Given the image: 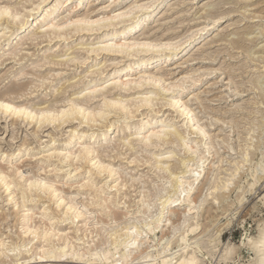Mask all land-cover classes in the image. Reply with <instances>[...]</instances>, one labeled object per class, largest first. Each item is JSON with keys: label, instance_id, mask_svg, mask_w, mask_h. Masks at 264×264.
I'll list each match as a JSON object with an SVG mask.
<instances>
[{"label": "snow or ice", "instance_id": "6c2138e0", "mask_svg": "<svg viewBox=\"0 0 264 264\" xmlns=\"http://www.w3.org/2000/svg\"><path fill=\"white\" fill-rule=\"evenodd\" d=\"M46 6L44 0L30 8L14 0H0V19H11L15 15L17 24L15 31H0V53H3L0 66L11 63L13 74L20 72L17 80L32 81L27 92L10 97L9 102L0 100V120L15 117L17 127L31 121L42 151L43 142L39 141V136L48 126L55 128L58 125L63 131L70 122L79 125L83 121L93 131L104 130L111 124L118 139H113L110 144L107 137L101 143L97 136H93L91 142L80 136L77 143L73 137L64 145V151L46 152L47 159H57L61 163L55 168H47L44 176L33 178L29 172L27 186L22 189L13 176L15 173L24 179L22 165L25 161L20 159L23 152H15L17 137L13 134L11 143L6 137H0V188L15 189L26 213L27 205L51 196L59 201L57 208L63 210L62 206H67L63 210V221L71 223L73 218L86 216L89 227L96 229L93 241L87 247L88 236L78 241V246H73L70 252L66 247H48L50 236L55 235L57 221L51 219L49 206L45 203L40 215L33 216L32 227L25 232V236L43 239L45 247L40 248L39 259L65 256L74 264H264V208L251 225L247 221L253 214L244 216L240 210V205L244 204L241 193L252 191L257 180L264 183V156L253 167L249 151L242 150L227 175L217 180L213 173L212 183L204 187L200 195L215 151L209 143L206 128L201 126L203 121L193 111L196 97L188 94L195 92L197 87L202 88L207 78L216 80L219 77L213 87L223 85L226 80L223 68L215 66L219 62L216 60L211 67L201 66L199 71L177 79L165 77L161 71V66L174 63L206 40L222 22L228 23L227 18L210 16L202 19L204 13L197 15L195 0H190L183 6L176 5L177 10L187 8L189 11H181L176 17L174 10H170L157 25H153L152 21L165 6H169L168 0H108L94 13L88 11L83 15L85 8L94 7L88 0H57L48 14L37 21L38 31L19 40L32 28L30 18ZM21 8L26 11L21 13ZM168 16L172 19L168 20ZM257 19L261 23L258 35L264 41V17ZM165 27L167 32H164ZM41 41H48L49 47L52 41L58 43L55 55L59 57L60 71L48 67L56 62L47 55L41 63L29 59L32 53L26 46L35 44L42 52ZM64 49L67 53L62 55ZM261 49L264 50V44ZM200 51L203 49L198 53ZM261 60L264 62V57ZM28 63L32 64L30 70ZM195 64L196 60L189 57L184 65L177 67L187 70V65ZM87 68L91 70L86 71ZM152 68L157 69L156 74H150ZM110 69L111 75L108 74ZM79 72L85 74L79 75ZM69 76L76 78L69 79ZM231 88L229 80V96L232 95ZM53 91L60 103L51 102ZM259 91L264 100V71L260 73ZM74 92L78 95H73ZM42 95L49 103L40 104ZM29 98L34 102L30 103ZM146 109L153 112L159 109L157 119L149 116L145 120ZM165 110H171L175 115L158 122ZM260 117L258 130L264 143V103ZM206 119L216 123L211 117ZM116 125L120 127L116 128ZM125 127L127 132H121ZM199 137L204 138L203 143L199 142ZM251 137L252 133H249L250 140ZM194 139L197 142L193 145ZM172 140L175 143L171 150L164 148ZM117 145L123 153L119 156L123 163L114 164L111 161L117 153L112 150ZM216 147L223 149L225 145L218 140ZM160 150L166 154L158 155ZM109 152H112L111 157ZM185 153L194 159H185ZM26 159L43 163L44 158L32 155L29 149ZM227 164L228 160L221 159L215 168L224 170ZM144 167L150 170L148 175L144 174ZM85 170L87 178H84ZM177 170L179 173L174 174ZM249 173L250 182L241 183L243 176ZM237 185L240 186L238 202H234L230 197ZM69 188L71 194L64 191ZM197 196L199 203H194ZM261 202L264 203V198ZM213 203L218 211L225 205L228 207L223 217H217L214 226L205 229L201 223V210ZM20 207L17 203V208ZM119 213L123 215L119 216ZM241 216H244L243 222ZM37 220L47 221L52 229H41L35 223ZM237 227L242 232L239 238L230 235ZM253 230L259 234L258 241L249 238ZM105 239L107 244L92 251L96 242ZM30 247L31 241L12 245L0 240V257H8L10 264H14L12 257H17L15 264H34L35 258L32 261L19 259ZM246 250L250 258H238Z\"/></svg>", "mask_w": 264, "mask_h": 264}, {"label": "rangeland", "instance_id": "374dc122", "mask_svg": "<svg viewBox=\"0 0 264 264\" xmlns=\"http://www.w3.org/2000/svg\"><path fill=\"white\" fill-rule=\"evenodd\" d=\"M30 1L38 2L39 0ZM14 2L21 5H30L29 1L27 2L24 0H14ZM107 2L108 0H88V3L93 4L94 7L91 9L85 8L84 13L88 11L94 13L97 7L104 6V4ZM189 2L190 0H171L169 3L173 4H169L170 8L165 6L162 10L163 14L160 13L161 17L157 16V18L152 21V24L157 25L158 21H161V18L165 17L164 15L166 13H169L170 10H174L175 16L179 17L181 11L187 12L189 11V9L181 8L177 10L176 5L183 6L184 4ZM207 3H210L211 6L206 11H204L206 9L204 8V5ZM195 7L197 15L204 13L202 19H207V13L209 16L225 14L224 17L227 18L228 23L222 22L220 27H218L215 31H212L210 36H207L206 40H202L196 45V50L192 49L191 51H189V53L187 52L186 55H182L178 59H176L174 63H168V65L161 67L163 73H166L164 74V76L166 75L167 77H171L172 79H177L180 76L187 75L190 72L199 71L201 66H203L204 68L211 67L213 62L216 60H218L219 62L216 63L215 66L217 68H223L226 75V80L223 85L213 87L212 85L217 84L219 77H217L216 80L207 78V83H205L202 88L197 87L195 92H190L188 94L196 97L192 105L193 111L198 114V119L203 121L201 126L205 125L208 137L212 141V146L215 151L213 162L217 160V156H219L220 159L228 160V164L225 166L224 170L216 168L212 172L216 174L220 173L219 175L222 176L228 172V168L232 164L231 162L239 159L241 150H244L243 148H245L251 142L248 136L249 133H252V136H254V138H257V133H260V136H262L256 125H258V120L259 124L261 123V117L258 111L261 110V104L264 103V100L261 99L262 94L259 91L260 73L263 71L262 66L264 64V62H262L261 60V58L264 57V50L261 49V45L264 44V41L260 40L258 35V32L261 28V23L257 18L264 17V0H195ZM167 19L171 20L172 16H168ZM7 20H9V18H4L0 22L5 21V24ZM33 26L34 29L35 25L33 24ZM160 26L163 27V24L161 23ZM167 31L168 29L165 27L164 32ZM188 31H191V29H188ZM164 32H161V35H163ZM25 37H22L20 40H24ZM78 43L79 41H77V44ZM205 45H207L206 49ZM41 47L44 49L42 52L37 50V46L35 44H29L26 46L27 51H30L32 53V56L29 58L30 60L35 61L36 63H41L43 61V55H55V52L58 49L59 45L56 41H52L51 47H49V44L47 42L42 41ZM73 47H75V45H73ZM201 49H203V51H200L198 53V50ZM64 50L61 53H63ZM2 54L3 53H0V55ZM53 57L54 58L50 57L49 59H51L52 61L59 60L58 56L55 55ZM189 57H193L196 60L195 66L187 65V70L177 67V65H184ZM100 62L105 63L104 60H101ZM57 65L58 64H50L48 65V67H53L54 70L60 71L61 68ZM31 67L32 64L28 63L27 68L30 70ZM92 67H95V65H92ZM89 69L90 68H87L86 71ZM68 71L70 72L71 69H69ZM13 72L14 67L11 63H8L6 66H0V95L3 97H7L8 99L12 96H19L21 93L27 92L32 84V81L27 79L17 80L16 76H19L20 72H15V74H13ZM78 74L84 75L85 73L79 72ZM108 74L111 75V69L109 70ZM45 75H48V73L46 72ZM256 76H259L258 82H251ZM75 78V76H69V79ZM229 80L232 83L231 96L227 95V84ZM65 84H67V81L65 82ZM14 88H20V92L16 91L17 93L14 92L13 94H11L10 91L14 90ZM5 94H7V96ZM55 99V92L53 91L51 102H53ZM187 99L188 97L185 96L184 100L187 101ZM29 102H34L33 98H29ZM39 102L40 104L49 103V100L47 97L42 95L39 97ZM35 106L39 105L36 104ZM148 110L150 109H146L144 111L147 113L149 112ZM174 115L175 114L172 113L171 110H165L164 116H160L158 119H164L165 117L171 119ZM206 117H211L212 121H215L216 123H209ZM154 119H157V114L155 115ZM225 125H227V128H225ZM251 126L252 128L254 126L257 129L254 128L256 129L255 131L249 130L247 132V130ZM76 127H78V125L75 122H70V124L63 129V131H61L58 125L55 128H53L52 126H48L45 132L39 136V141L43 142V151L41 150V143L38 142L35 138L37 130L34 126H32L31 121H29L27 125L21 123L20 126L17 127V121L15 117L10 118L8 121L0 120V137H6L8 142L11 143L13 134H15L18 141L15 149L20 145L26 146L27 148L25 149V151L24 149L21 151L23 152V156L20 157V159L25 161V165L23 164L25 175L28 176L29 172H32L31 174L44 176L47 174V168H55L60 163H55L57 161L56 159H51L49 161L43 160V163H41L40 160L26 159L29 156V149L32 150V155L36 154L37 157L42 156L46 153V150L49 149L50 146H53L54 140L56 141V145H61L65 137L68 135L69 130ZM116 135L117 133L113 131L112 133H110V137L107 136L110 144L113 139L117 138ZM198 139L201 140V143L204 142L203 137H199ZM218 140L225 145L223 149L216 147ZM171 145L165 144L164 148L170 150ZM263 146L264 143L261 144V147ZM112 151H115L117 155L111 162L114 164L123 163V161H119V156L123 155V153L119 151V145L115 146ZM160 153H163L162 150L157 152V154ZM233 153H235V155H233ZM257 154H259V152ZM186 155L188 154L185 153L184 156ZM109 156H112V152H109ZM257 157L258 156L256 155L253 158L257 159ZM219 163L220 162H217L216 164ZM17 165H19V163H17ZM37 166L42 167V169H45V171L36 170L38 168ZM4 167L6 168V166ZM149 171L150 170L146 167L143 168V172L145 175H148ZM51 175L54 176L55 174ZM86 177L87 174L84 173V178ZM210 177L212 179L213 176ZM255 188L256 189H253L252 191L245 194L247 200L245 199L244 204L240 207V210L244 212V216H249L250 213L253 214L249 216V219L247 221L249 225L253 224V222L256 221V218L261 214V209L264 208V203L261 202V197L264 193V183L261 185V187L260 185H257ZM234 196L236 197V191H233L231 193L230 199L232 201L235 198ZM3 197V193H0V211H2L1 213H8L11 210L10 205L3 200ZM214 205L215 204L210 205L211 207H204L205 210L208 211H205L204 209L201 210V223H206V225H209V227L215 225L218 216L223 217L224 215L222 211L223 208L218 211L216 206ZM244 216L240 217L242 222L244 221ZM7 218H9V223H13L15 220L13 218V214H9ZM226 222L227 220H224V223ZM256 233L255 230H253L250 235H255ZM230 235H236L237 238H239V235H242V232L237 227L233 229ZM238 258L249 259L247 250L242 254L241 257Z\"/></svg>", "mask_w": 264, "mask_h": 264}, {"label": "bare ground", "instance_id": "6f19581e", "mask_svg": "<svg viewBox=\"0 0 264 264\" xmlns=\"http://www.w3.org/2000/svg\"><path fill=\"white\" fill-rule=\"evenodd\" d=\"M20 1H22V0H20ZM24 1H27V2L29 1L30 2L29 8L31 7L32 4L39 3V1L38 2H31L30 0H24ZM170 1L171 0H168V5L170 4L169 3ZM44 2H45V4L47 6L46 7H42L40 10H38V12L33 17L30 18L29 22L31 23L32 28L29 29V32L25 33L23 36H20L18 38L19 40L22 37L30 35L32 33V31H38V29L36 28L37 21L43 19V17L48 14L49 8L54 6L57 3V0H44ZM133 2H135V0H133ZM171 4H173V3H171ZM170 5L167 6V7L170 8ZM204 6H205L204 8H206L204 11H206L211 5H210V3H207ZM102 7L103 6H101V8ZM25 11H26L25 8H21L20 9L21 13H23ZM92 11H94V10H92ZM162 12L163 11H161L160 13H162ZM86 13H82V15L86 14ZM160 13L158 14V16L161 17ZM224 15L225 14H219V15H216V16H211L210 15V16L212 18H218L219 16H224ZM210 16L208 15V13L206 14L207 19ZM158 20H156V21H158ZM0 21H2V19H0ZM4 22L5 21L0 22V31H4L5 29H8L9 31L17 30V24H16V21H15V15H13V17L11 19L7 20L5 24H4ZM33 24L35 25L34 29H33V27H34ZM45 42H47L49 44L48 41H45ZM192 49L196 50V46L194 48H192ZM66 53H67V49L64 50V52L61 53V54L63 55V54H66ZM188 53H189V51H188ZM46 55H47L48 58H50V57L54 58L53 56H55L54 54H46ZM46 55H43V60L45 59ZM55 62H56V64H59V60H57ZM126 66L127 65H125V67ZM262 67H263V71H264V64H263ZM90 70H91V68L89 70H87V71H90ZM161 71L163 72L162 67H161ZM156 72H157V69L156 68H152L151 71H150V74H156ZM164 74H166V73H163V75ZM137 75H139V73H137ZM258 80H259V76H256V77L253 78V80L251 82L256 83V82H258ZM19 89L20 88H16V89L14 88V90H11L10 93L13 94L16 91H19ZM11 94H9V95H11ZM5 95L7 96V94H5ZM73 95H78V93H73ZM0 100H4L5 102H9V99L7 97H3L1 95H0ZM52 103H60V102H59V100L55 99ZM148 111L149 112H147V113L144 111V119L145 120H147L149 116H152L153 119H154L155 115L160 110L158 109L157 112H153L152 110H148ZM258 112L260 113L261 110H259ZM159 120H163V119H158V122H159ZM257 124L258 125H256V123H255L256 127L259 129V126H260L259 120H258ZM119 127H120L119 125H116V128H119ZM193 127H195V126L193 125ZM202 127H205V125H203ZM256 127L253 126V128H252V126H251L247 130V132L249 130L255 131L257 129ZM77 128H79V134H78V129ZM254 128H256V129H254ZM113 131H115L117 133V131L113 128V126L111 124H109L104 130L93 131L91 128H89L88 126L84 125L83 121H81L80 124L78 125V127L69 130L68 135L65 137V139L63 140L61 145H59V144L56 145L55 144L56 141L54 140L53 141V146H50L49 149L46 150V152H48V151H57V152L64 151L65 150L64 149V145L66 143H68L70 140H72L73 137H76V140H77V143H78L80 136H83L89 142H91V139H92L93 136H97L98 140L102 143L107 136L110 137V133H112ZM121 132L126 133L127 132V128L125 127L123 129H121ZM257 134H258L257 138H254V136H252L251 137V142L249 143V145H247L245 148H243V149H246V150L249 151V155H250V157L252 158V160L254 162L253 167H254L255 164H259L261 157L264 156V149H262V148H264V146L261 147V144H263V143H260L261 142V136H260V133H257ZM116 137H117V135H116ZM123 138H126V136H123ZM116 139H118V137ZM196 142H197V140L194 139L193 140V145ZM199 142H201L200 139H199ZM172 143H175V140H172L170 143H166V144L171 145ZM209 143L212 145V141L210 140V138H209ZM227 148H230V147H227ZM23 149L25 151V149H27L26 146L20 145L18 148L15 149V152L16 153H20ZM258 152H259V154H257ZM160 154H166V153H160ZM256 155L258 157H257V159H254L253 157L256 156ZM34 156H36V154ZM39 157H43L44 158L43 160L49 161V159L46 158V153L43 154L42 156H39ZM216 158H217V160L215 162H212V164L208 168V173H207L206 177L204 178V185H202V187H201L200 195L203 194L204 187H207L213 181V177L211 179L210 176H213L212 172L214 171V169H216L215 165H216L217 162H220V160H221L219 158V156H217ZM185 159L192 160L194 158L189 156V155H186ZM57 161H59V160H57ZM57 161L55 163H61L60 161L59 162H57ZM233 162L234 161H232L231 163H233ZM24 165H22V167ZM20 167H21L20 164L17 165V168H20ZM3 170L6 171V168L4 167ZM36 170H38V171L44 170L45 171V169H42V167H40V166ZM183 170L187 171L186 169H183ZM230 170H231V166L228 168V171H230ZM84 173L87 174V171L85 170ZM178 173H179V170H177V172L174 173V174H178ZM227 173L225 175H222V176H226ZM219 174L220 173H217V174L215 173V178L217 180H219V178L221 177ZM62 175H64V174H62ZM250 175H251V173H249L248 175L243 176V179H242L241 183H244L246 181L250 182V180H249V176ZM13 176L15 177V181H16V184H17L18 187H20L22 189L26 188L28 176L25 175V172H24V179H21L20 177L15 176V173H13ZM35 176H38V175L32 174L33 178ZM262 184H263L262 182L257 180V182L255 184V187L257 185H260V187H261ZM239 187H240L239 185L236 186V197L234 196L235 197L234 200H233L234 202H238V200H237V192L239 191ZM255 187L253 189H256ZM64 191H66V193H68V194H71V188H69L67 190H64ZM259 192H260V190H259ZM0 193L1 194L3 193V195H4V197H3L4 199L3 200L6 201V203L10 205V209H11L8 213H1L2 211H0V240H5V241L9 242L12 245H16L17 243H24L26 241H31V247L29 248V251L28 252H22L20 254V256H19L20 260L32 261L35 258L34 264H74L73 261L67 259V257H65V256H61L59 258H51V257H49L46 260H43V261L40 260L39 259L40 248L41 247H45L43 239L41 238L39 240H36V239H33L31 236H25V232H27L28 229L32 227L33 216L38 217L40 215V212L43 210V207H44L45 203H47L48 206H49V210H50V213H51V219L57 221V223L54 226L55 227V235L50 236L48 247H57V248H65L66 247L67 250L70 252L72 250L73 246H78V241L84 240L85 236H88V241L86 242L85 247H87V244L92 243L93 235L96 233V229L89 227L88 218L86 216H79L77 218H73L74 222H71V223L63 221V215H64V211L63 210H66L67 206L66 205L62 206L63 210H61L60 208H57L56 204L59 201L58 200H54L51 196L47 197V198H44L41 202H38V203H35V204L30 203L29 205H27L28 213H26L24 211V205H23L22 201H19V195L20 194L18 192H16L15 189H12L10 191L7 188H0ZM241 195H244V201H245V199H246L245 194L241 193ZM261 198H264V193H263V196ZM17 203L21 204L20 208H17ZM194 203H199V196H197V199L194 201ZM241 206L242 205H240V207ZM227 207H228V205H225L223 207V209H222L223 213L226 211ZM202 209L205 210V208H202ZM205 211H208V210H205ZM9 214H13V218L15 219L14 222L12 221L13 223H9L8 222L9 218H7V217H8ZM118 215L122 216L123 213H119ZM214 217H216V216H214ZM210 219H211V217H210ZM104 222H107V220L105 219ZM35 223L37 224V226L41 227V229L51 230L52 227H53L47 221H39V220H37ZM227 223H228V221L225 224H227ZM202 225H203V227L205 229L209 228V225L207 226L206 223L202 224ZM255 233H256V231H255ZM101 235H102V233H101ZM41 237H42V232H41ZM192 238L195 239V236H193ZM249 238L250 239H256L258 241V239H259L258 232L255 235H250ZM105 244H107V240L106 239L102 240V241H99V242H96L95 246L92 248V251H95L96 248H102ZM253 255H254V253H253ZM11 261L14 262V264H15V262H17V257H12ZM0 264H10L9 258L8 257H0Z\"/></svg>", "mask_w": 264, "mask_h": 264}]
</instances>
